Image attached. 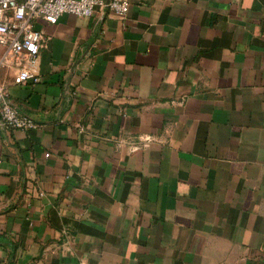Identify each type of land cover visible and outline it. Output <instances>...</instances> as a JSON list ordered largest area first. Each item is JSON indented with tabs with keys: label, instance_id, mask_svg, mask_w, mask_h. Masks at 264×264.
<instances>
[{
	"label": "crops",
	"instance_id": "obj_1",
	"mask_svg": "<svg viewBox=\"0 0 264 264\" xmlns=\"http://www.w3.org/2000/svg\"><path fill=\"white\" fill-rule=\"evenodd\" d=\"M35 25L41 80L0 68L35 123L0 129V264H264V0Z\"/></svg>",
	"mask_w": 264,
	"mask_h": 264
},
{
	"label": "built area",
	"instance_id": "obj_2",
	"mask_svg": "<svg viewBox=\"0 0 264 264\" xmlns=\"http://www.w3.org/2000/svg\"><path fill=\"white\" fill-rule=\"evenodd\" d=\"M128 10L129 0H0V68H14V84L41 80L39 53L48 37L36 27V19L55 23L63 13L89 17L107 12L122 18ZM33 126V120L7 100V91L0 86V129Z\"/></svg>",
	"mask_w": 264,
	"mask_h": 264
}]
</instances>
